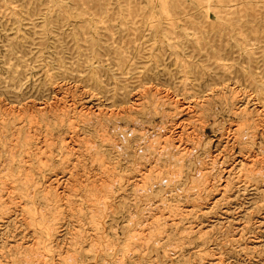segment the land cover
Masks as SVG:
<instances>
[{
    "label": "rangeland",
    "instance_id": "374dc122",
    "mask_svg": "<svg viewBox=\"0 0 264 264\" xmlns=\"http://www.w3.org/2000/svg\"><path fill=\"white\" fill-rule=\"evenodd\" d=\"M161 8L167 9L175 32L163 41V54L156 62L150 54L157 50L149 51V45L161 35L154 34L155 21L168 25ZM195 25L202 27L199 32L207 49L215 45L228 55L221 60L225 63L211 58L201 66V87L206 88L215 75L231 76L222 84L227 102L235 93L236 105L246 104L257 116L253 110L262 106L242 81L255 75L254 70L264 71V0H0V165L19 125L24 131H19L21 140L24 133L30 134L31 148L49 155L55 166L65 155L62 144L67 143L73 147L66 153L69 164H75L72 175L78 179L92 175L97 165L81 139L85 135L82 108H97L102 98L104 104L113 102L112 109L128 103H118L117 91L124 80L135 84L131 91L135 98H140V91L136 95L134 91L147 84L159 90L158 95L182 91L180 57L198 63L205 60L203 55H187L206 50L198 47L196 35L188 28ZM225 25L232 30L221 29ZM176 50H182V55L177 56ZM124 59L130 69L123 67ZM143 61L153 64L148 71L152 80L137 86ZM90 67L100 71H89ZM100 77L108 98L92 84ZM187 85L197 87L195 80ZM41 104L58 109L41 115L36 111ZM229 106L216 105L215 117L206 121L191 120L208 141L202 151L207 146L216 155L222 180L234 182L226 191L175 181L146 199V192L157 182L135 177L136 184L127 190L135 189L136 196L130 195L124 203L105 196V206H92L84 183H71L73 176L59 168H39L31 158L34 194L25 195L22 204L0 208V264H18L14 258L20 260V253L31 245L36 249L33 264H264V185L253 177L235 179L247 166V152L244 156L226 129L237 118ZM166 111L163 119L160 112L154 113L149 139L157 137L161 127L171 131L174 118L171 109ZM185 114L189 130L190 118ZM252 149L257 156L264 155L261 133ZM117 155L118 150L112 152L109 160H117ZM4 171L0 166L1 179ZM16 174L15 168L10 177ZM6 181L5 197L13 192L12 182ZM52 187L60 197L45 200L42 193ZM14 190L26 192L23 186Z\"/></svg>",
    "mask_w": 264,
    "mask_h": 264
},
{
    "label": "bare ground",
    "instance_id": "6f19581e",
    "mask_svg": "<svg viewBox=\"0 0 264 264\" xmlns=\"http://www.w3.org/2000/svg\"><path fill=\"white\" fill-rule=\"evenodd\" d=\"M161 11L165 14V18L168 19L167 23L169 26L160 23L158 20L155 21L153 27L154 34L160 32L161 35L158 38H153L154 42L149 45V51L152 52L153 50H157V52L150 54V60L155 59L156 62L163 54V41L166 42L170 34L175 32L173 29L175 25L170 23V18L167 17V9L161 8ZM127 12L130 13L129 10ZM188 28H191L190 31L196 35L195 40L198 47L205 48L206 50H204L202 54L187 52V55L190 57L197 55L196 57L199 58L203 55L202 57L205 58L203 62L200 61L198 63L192 61L193 59L191 58L185 60L180 57L183 61L179 63V69L183 71L181 74L184 75V77L180 79L182 91L178 89L175 91L174 95H158L159 90L147 84L143 85L140 90L134 91L135 95L137 91H140V98H135L131 92L135 84L132 83L131 80L126 84L125 80L122 79L124 81L123 83L121 82L122 85L119 91H117V93L121 95L118 98V103L129 101L128 103L121 104L117 109H112L111 105L113 102L111 101L109 104H104L103 102L106 98H102L98 102L97 108H91L90 106L87 109L82 108V110L85 111L83 115L85 121L82 126V132H84L85 135H83L81 139L82 142H85L86 148L94 153L93 160L97 165L92 175H88L86 178L82 179H78L72 175L75 164H69V157L66 153L71 152L73 147L67 143L62 144L63 148L61 147V150L65 155L61 157L60 165L55 166L56 163L51 161L49 155L45 154L46 156L44 157L39 148H31L32 140L30 134L24 133V138L21 140L19 131L23 130L22 127L18 125L16 127L17 138L6 145L5 150L7 154L5 158L2 159L0 165L5 169L3 174L4 178H0V208L5 210V205L7 204L11 207H13V204L19 205L24 201L25 195L29 197L27 195L29 192L34 194L36 185L30 172L31 162H29L33 157H35L36 163L40 165L39 168L44 166L49 169L59 168L62 171L69 172L68 177L69 175L73 176V182L71 183H84L88 192L85 197L91 201L92 206H99L100 203L105 206L103 201L105 196L122 203L126 202L130 195L131 198L136 196L137 192L135 189L130 193L127 190L128 186L136 184L137 180L135 177H147L152 180V183L157 182L154 188L146 192V199L153 196L154 193L161 191L163 186L175 185V181L180 185H185L189 182L190 186L201 183L204 185L205 190L208 191L213 188L216 189L219 186L224 191L229 190L230 187L234 185V182L230 179L222 180L221 170L218 166L220 163L217 161L216 155L214 156L207 146H205L204 152L202 151L203 145L208 144V141H205L201 136L200 130L202 128H199L196 124H191V120L194 119L196 121L202 119L206 121L208 116L215 117L217 112L216 105L222 106L225 103L230 104L228 107L229 111L237 116L236 121L232 124H227L228 126L226 129L232 132V137L236 141L235 143L239 145L240 151H243V154L247 152V157L245 158L247 166L235 176V179H239L240 177L250 179V177H253L260 184L264 185V155L257 156L252 149L257 134L261 133L262 137H264V71L262 69L254 70L253 73L255 75L249 77L247 82L242 81L246 90L249 91L248 94L253 92L252 98L259 103V106H262L260 110L258 107L253 110L257 114V116H253L250 113L251 109L249 110L246 104L241 107L240 104L236 105L237 96L235 93L230 96L231 98L228 100L230 102H227V97L222 91V84L229 80L231 76L222 75V77H220L215 75L212 77L211 82L207 83L210 86L208 85L206 88L201 87L199 75L200 71H202L201 66L205 62L210 63L211 58H213L215 63H225L221 62V60L223 58H228V55L215 49V45L207 49L206 42L202 40V36L199 32L200 29L202 30L201 26L198 27L195 25ZM223 28H225L227 32L232 30L230 26L226 25L222 26L221 29ZM242 29L244 28H240L239 30L242 31ZM262 34L264 35V30ZM159 41H161V43H159ZM212 44L213 43H211V45ZM211 49L213 52H210ZM181 51L182 50H176L175 54L180 56L182 55ZM91 58L95 59L96 57L92 56ZM123 61L125 63L123 65L124 67L128 63L125 62V59ZM143 62V69L138 71L139 77L136 79L137 86H141L142 83L152 80L148 71L150 69L153 70V64L150 62ZM127 66L128 69L131 68L129 65ZM123 67L122 69H124ZM119 68H121V66ZM89 71L98 72L100 68L90 67ZM223 77L224 81H222ZM194 80L197 87L190 89L187 83ZM103 82L104 81H102L100 77L99 79H95L92 84L98 91H103L108 98L109 95L106 94V89L102 88L104 87ZM219 87L221 88L219 89ZM207 88H209L212 94L206 92ZM177 94L182 95V97H178ZM143 97H146V99H143ZM185 98H187L186 101L183 100ZM167 108L171 109L174 118V121L169 126L171 131L167 133V129L161 127L159 135L153 139H149L148 130L153 127L152 120L154 113L160 112L163 119L165 115H167ZM56 109H58L56 106L53 108L49 105V108H47L44 104L36 107V111L41 115ZM60 113L57 112V115ZM185 113L189 114L190 118L189 130L186 127L187 120L183 117ZM16 118L17 117L13 115L11 121H15ZM70 123L71 121L67 122L68 132L72 131L70 129L72 124ZM76 134H79L77 130ZM62 139L65 138L62 137ZM76 139L81 140L79 137H76ZM44 140L47 141L48 138L46 137ZM232 147L233 145H231L230 148L232 149ZM111 150L112 152L118 150L117 160L113 158L109 160L112 152L106 153ZM250 150L251 152H249ZM203 153H205V157L202 156ZM244 156L242 158H244ZM82 165L85 167L84 163ZM15 168L17 170L16 176L10 177L14 174ZM56 179L58 182L59 178ZM66 179L67 178L64 180ZM6 180L10 183L12 182L9 184V187H11L13 191L9 192L7 197H5ZM185 180L187 182L184 183ZM215 181L217 182L216 184ZM221 181H223V183H221ZM21 186L25 187V194L21 191L14 190ZM53 188L54 187L46 189L42 193V197L45 200H54V197L57 199L60 197L57 191L53 192ZM22 209L25 212L23 205ZM1 212L2 210L0 213ZM22 246L23 245H21V247ZM35 251V247L31 245L20 253V260L17 258H14V260L18 264H33Z\"/></svg>",
    "mask_w": 264,
    "mask_h": 264
}]
</instances>
